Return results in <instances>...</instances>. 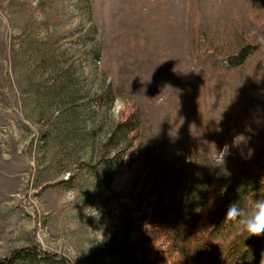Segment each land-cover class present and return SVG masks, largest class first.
<instances>
[{"label":"rangeland","instance_id":"374dc122","mask_svg":"<svg viewBox=\"0 0 264 264\" xmlns=\"http://www.w3.org/2000/svg\"><path fill=\"white\" fill-rule=\"evenodd\" d=\"M263 68L264 0H0V259L264 264L224 219L264 196ZM214 142L239 151L205 190Z\"/></svg>","mask_w":264,"mask_h":264},{"label":"trees","instance_id":"16d2710c","mask_svg":"<svg viewBox=\"0 0 264 264\" xmlns=\"http://www.w3.org/2000/svg\"><path fill=\"white\" fill-rule=\"evenodd\" d=\"M247 49H245L241 54L235 56L230 59L220 60L216 63V66L221 68L223 71H229L234 68L237 63H241L244 60V57L247 55ZM259 74L261 84L264 85V68L257 71ZM114 96L110 98L109 104L113 101ZM130 120L126 121L122 124H119L115 129V135L118 138L124 139L130 132L133 131L134 126L130 124ZM123 137V138H122ZM120 139V140H121ZM124 141V140H122ZM220 143H215L212 145L213 150L215 149V153L212 152L207 158V163L204 167V177L206 178L205 182V190L208 188L210 183L209 176L212 168L221 167L223 164H229L233 161V157L235 153L239 151L232 149L230 145L223 144L221 147ZM227 150V154L224 156L223 162L220 159L223 151ZM190 167V166H189ZM88 170V168H86ZM92 169V176L97 182L108 184L111 179L120 172L121 163L118 160V154L112 152L111 155L106 156L100 159L97 164L90 168ZM188 169V168H186ZM188 171V170H186ZM184 170V178H183V189L187 191L189 190V182L187 179V173ZM192 174V173H191ZM183 190V191H184ZM264 198V196H263ZM204 199V198H203ZM202 199V200H203ZM225 218V216H224ZM227 221V220H226ZM228 222V221H227ZM230 223V222H229ZM264 234V233H262ZM261 234V235H262ZM0 264H73L67 257L61 256L56 253H51L49 251H41L37 247H29V248H21L17 250H13L7 257L0 259Z\"/></svg>","mask_w":264,"mask_h":264},{"label":"clouds","instance_id":"9594fccd","mask_svg":"<svg viewBox=\"0 0 264 264\" xmlns=\"http://www.w3.org/2000/svg\"><path fill=\"white\" fill-rule=\"evenodd\" d=\"M220 159L223 162L227 150L221 152ZM243 226L248 235H260L264 233V198L255 199L251 210L245 212L240 203L232 202L227 206L225 218ZM247 235V236H248Z\"/></svg>","mask_w":264,"mask_h":264}]
</instances>
